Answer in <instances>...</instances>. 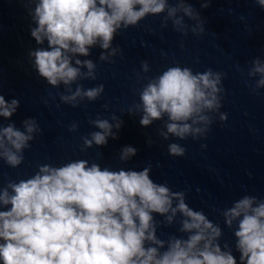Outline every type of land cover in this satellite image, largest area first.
Masks as SVG:
<instances>
[{
    "label": "clouds",
    "instance_id": "9594fccd",
    "mask_svg": "<svg viewBox=\"0 0 264 264\" xmlns=\"http://www.w3.org/2000/svg\"><path fill=\"white\" fill-rule=\"evenodd\" d=\"M26 2L31 37L37 45L47 42V48L30 50L28 57L48 85L63 86L57 93L60 104L73 108L85 100L96 101L105 90L102 83L91 88L81 83L97 79V64L79 58L90 56V49L102 50L100 62L113 63L114 57L123 55L119 46H113L116 36L148 16H162L161 29L171 23L185 37L189 32L200 37L206 31L205 19L189 0ZM199 2L201 9H207L212 0ZM254 2L264 9V0ZM150 71L149 63L143 61L137 73V80L145 81L139 102L128 109L129 115L140 116L141 126L163 121L159 136L164 140H198L210 131L216 114L221 121L227 120V114L220 112L224 73L212 68L194 72L179 64L154 76L147 75ZM247 78L255 82L253 93L264 89V63L259 57L251 61ZM19 106L18 99L9 102L0 94V117L10 119ZM89 123L99 131L82 137V149L117 139L124 121L113 114L110 119L97 116ZM22 125L23 130L14 123L0 124V160L11 168L24 163L25 150L42 131L35 118L23 120ZM78 127L74 122L69 131ZM147 143L151 146L153 141ZM185 152L179 143L168 144L173 157H183ZM136 155L135 147L125 146L119 160L128 162ZM151 171V165L139 171L113 170L75 159L60 166L40 164L27 178L9 179L0 187V264H264V199L243 195L220 211L234 236V245H221L220 225L190 207L184 191L154 182ZM177 223L181 235L166 239L157 235L161 225Z\"/></svg>",
    "mask_w": 264,
    "mask_h": 264
},
{
    "label": "water",
    "instance_id": "95a60500",
    "mask_svg": "<svg viewBox=\"0 0 264 264\" xmlns=\"http://www.w3.org/2000/svg\"><path fill=\"white\" fill-rule=\"evenodd\" d=\"M189 2L205 19L202 36L191 32L182 36L172 29L171 23L161 29L162 16H148L116 36L113 46H119L123 55L114 57L113 63L99 61L102 50L98 47L90 49V56L79 57L97 64V79L82 81L84 87L102 83L105 90L96 101L85 100L73 108L60 104L57 93L63 91V86L56 89L48 85L28 57L30 50L47 48V42L37 45L31 37L32 21L26 0H0V94L9 102L13 98L20 101L17 112L10 119L0 117V124L14 123L23 130L22 121L35 118L42 130L25 150L21 166L11 168L0 160V187L9 179L18 181L34 174L40 164L60 166L70 160L86 159L113 170L137 171L151 165L154 182L167 184L173 191H184L190 207L202 210L220 225L221 245H234L232 231L224 225L220 211L243 195L264 199V89L253 93L255 82L247 78L253 59L259 57L264 63V9L254 0H212L207 9H201L199 0ZM185 20L192 23L187 17ZM143 61L149 63L148 76L176 64L194 72L212 68L224 73L220 112L227 114V120L221 121L216 114L210 131L198 140H164L159 136L163 121L141 126L140 116L129 115L128 109L139 102V89L145 81H138L137 73L141 72ZM104 105H108L107 110ZM113 114L124 121L118 138H109L105 146L82 149V137L99 131L89 121L97 116L110 119ZM74 122L79 127L71 132L69 127ZM149 139L153 141L151 146ZM172 142L185 147L183 157L168 153ZM125 146L135 147L137 155L121 162L119 152ZM178 228V223L161 225L157 235L161 239L181 235ZM234 254L238 259L239 254Z\"/></svg>",
    "mask_w": 264,
    "mask_h": 264
}]
</instances>
